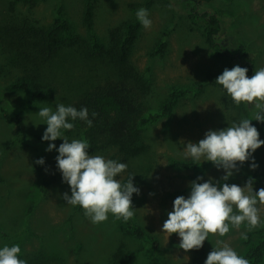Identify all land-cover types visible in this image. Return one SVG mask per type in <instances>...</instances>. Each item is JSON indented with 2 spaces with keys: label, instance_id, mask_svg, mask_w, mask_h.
Here are the masks:
<instances>
[{
  "label": "rangeland",
  "instance_id": "obj_1",
  "mask_svg": "<svg viewBox=\"0 0 264 264\" xmlns=\"http://www.w3.org/2000/svg\"><path fill=\"white\" fill-rule=\"evenodd\" d=\"M188 5L180 0H95L93 28L89 31L82 23L84 0H37L33 4L0 0V25L25 19L29 24L46 27L61 11L72 33L79 36L78 42L62 45L43 66V79L56 91L40 100L30 101V91L6 89L21 74L0 51V248L18 244L19 257L26 261L35 257L36 264H109L117 249L134 251L135 257L127 264H191L189 251L179 247L181 238L176 233L168 237L162 232L163 223L175 198L190 194V181L197 176L220 180L224 169H217L203 157L195 160L197 168H176L171 159L190 160L184 155L188 141L197 143L210 129L251 119L255 108L246 102L235 104L222 85L206 80L207 75L235 65L211 55L199 31L189 26ZM206 5L221 18V37L230 44L243 41L254 60V71L264 68V0H213ZM140 8L149 11L150 28L145 29L137 19ZM134 20L140 23V33L131 62L150 82V91L145 95L147 113H157L170 91L183 89L185 93L169 115L142 127V149L135 157L119 161L112 148L88 151L126 163L127 169L116 179L127 182L134 175L133 184L140 192L132 196V218L144 230L145 236L140 239L125 230L123 218L109 213L106 221L93 223L81 206L63 199V193L70 196L71 189L57 167L55 158L59 153L55 149L46 151L49 143L58 148L63 138L42 140L47 124L38 115L42 107L55 111L59 103L68 106L92 85L113 75L112 64L92 47L94 37L105 45L112 33L123 32L125 25ZM157 48L162 54L151 55ZM6 113L20 114L24 129L19 131L6 120ZM251 123L264 140V128L255 119ZM62 135L69 142L82 139L74 134ZM252 155L258 167H250L251 158L243 164L237 162L238 171L234 170L227 183L243 186L254 177V191L264 188V145ZM41 157L45 159L42 166L56 176L48 198L40 195L33 174V164ZM257 206L264 220V205ZM242 232L247 239L241 238ZM263 238L264 226L248 231L246 223L238 229L230 225L224 237L209 234L206 252L208 255L217 240H224L243 255ZM259 264H264V258Z\"/></svg>",
  "mask_w": 264,
  "mask_h": 264
},
{
  "label": "clouds",
  "instance_id": "obj_2",
  "mask_svg": "<svg viewBox=\"0 0 264 264\" xmlns=\"http://www.w3.org/2000/svg\"><path fill=\"white\" fill-rule=\"evenodd\" d=\"M136 17L145 29L152 26L147 9H138ZM247 72L246 67L239 65L225 68L215 82L223 86L235 104L246 102L254 105L256 111L253 117L244 118L226 128L210 129L203 139L197 143L188 141L184 147L186 158L201 160L203 157V161H210L217 169H224L220 180L212 177L204 180L202 176H197L190 181V194L187 197L177 196L173 201L162 232H166L168 237L178 234L181 238L179 247L185 252L202 248L209 234L224 237L229 233L230 225L238 229L246 223L248 231L264 226L261 210L257 206L264 205V188L254 191V177H249L243 186L227 183L234 170L238 171L237 162L243 164L251 158L253 163L250 167L253 170L258 167L252 154L264 145L257 128L251 123L252 119L264 122V68L255 71L251 78ZM38 115L47 124L42 140L63 138L58 148L55 143H49L46 148V151L55 149L59 153L55 158L57 167L63 181L71 189V195L65 192L63 199L70 205L81 206L85 216L93 223L106 221L109 213L124 221L132 218L135 214L132 196L133 193L139 194L140 189L133 184L134 175L127 182L116 179L127 169V164L102 155H90L87 140L73 139L69 142L62 135V129L74 128L69 119L75 121L79 118L91 126L88 109L77 110L71 105L59 103L55 111L50 107L40 108ZM92 115L95 117L97 114L93 112ZM36 163L43 165L45 159L41 157ZM241 238L247 239V234L242 232ZM20 253L18 244L3 246L0 248V264H27L19 257ZM204 264H249V260L224 240H217Z\"/></svg>",
  "mask_w": 264,
  "mask_h": 264
},
{
  "label": "trees",
  "instance_id": "obj_3",
  "mask_svg": "<svg viewBox=\"0 0 264 264\" xmlns=\"http://www.w3.org/2000/svg\"><path fill=\"white\" fill-rule=\"evenodd\" d=\"M21 1L33 4L37 0ZM94 1L84 0L82 23L89 31L93 28ZM153 1L149 0V2ZM180 1L189 4L186 14L189 26L199 31L211 55L217 60L246 67L247 76L251 78L255 74V68L248 47L243 41L236 40L230 44L221 37V18L215 10L206 5L213 0ZM139 33L140 23L134 20L125 25L123 32L116 35L112 33L105 45L98 41L97 36L94 37L92 47L98 48L97 51L108 59L113 66L114 74L92 85L69 104L77 110L86 107L92 125L89 126L86 121L79 118L75 121L69 119V122L74 124V128L62 129L64 134H74L87 140L91 152L114 149L116 154L114 157L119 161L133 158L141 151L142 146H139V141L141 144L142 127L155 118L169 115L185 93L183 89L170 91L157 113H147L145 95L150 91V82L131 62V54ZM65 35H68L67 39ZM78 39L79 36L72 33V27L61 11L46 27L29 24L25 19L1 24L0 51L6 56L10 65L18 68L21 74L16 76L6 89L11 92L30 91V101L44 99L54 93L56 87L43 79L42 68L62 45L72 46L78 42ZM155 53L162 54V51L157 48L151 55ZM220 74L222 72L207 75L206 80H216ZM255 111L256 109L253 113ZM93 112L97 114L95 117L92 115ZM4 118L13 122L19 131L24 129L20 114L6 113ZM256 123L264 128V122L256 120ZM170 163L176 168L198 167L197 162L192 159H171ZM33 174L40 195L48 198L56 179L55 174L36 162L33 164ZM123 225L125 230L136 238L145 236L142 226L133 218L124 221ZM206 241L207 239L202 248L189 250L191 264H204L207 258ZM241 256L248 259L249 264H259L264 258V238L249 247ZM134 257V251L117 249L112 254L109 264H127ZM35 261H37L35 257H28L27 264H36Z\"/></svg>",
  "mask_w": 264,
  "mask_h": 264
}]
</instances>
